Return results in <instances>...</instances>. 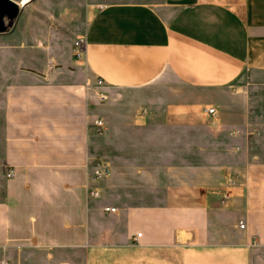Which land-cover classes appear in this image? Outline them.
I'll list each match as a JSON object with an SVG mask.
<instances>
[{
    "label": "crops",
    "instance_id": "1",
    "mask_svg": "<svg viewBox=\"0 0 264 264\" xmlns=\"http://www.w3.org/2000/svg\"><path fill=\"white\" fill-rule=\"evenodd\" d=\"M12 1L0 264H264V0Z\"/></svg>",
    "mask_w": 264,
    "mask_h": 264
},
{
    "label": "built area",
    "instance_id": "2",
    "mask_svg": "<svg viewBox=\"0 0 264 264\" xmlns=\"http://www.w3.org/2000/svg\"><path fill=\"white\" fill-rule=\"evenodd\" d=\"M86 45L87 40L85 35H79L75 41H74V55L77 60L80 61H86ZM57 64L53 60H49L47 62V71L52 72L56 68ZM97 84H102L103 80L101 78H97L96 80ZM101 98L104 100L107 98L106 94H101ZM206 110L209 113L216 114L217 110L214 106H208ZM96 124L99 126L103 125V120L98 119L96 121ZM111 173V166L108 162H106L103 159H95L90 167V174H89V180H88V187H87V194L91 197H101L102 191L98 187L99 182L103 179L109 176ZM7 175L10 177L13 175V170H9ZM103 209L107 212H113L116 210V207L114 206H104ZM241 227L245 226V223L241 221L240 223ZM140 235V233L138 234Z\"/></svg>",
    "mask_w": 264,
    "mask_h": 264
},
{
    "label": "rangeland",
    "instance_id": "3",
    "mask_svg": "<svg viewBox=\"0 0 264 264\" xmlns=\"http://www.w3.org/2000/svg\"><path fill=\"white\" fill-rule=\"evenodd\" d=\"M14 14H15V10L12 9H6L0 14V18L2 22L0 31L7 30L8 28H10V26L12 25Z\"/></svg>",
    "mask_w": 264,
    "mask_h": 264
},
{
    "label": "water",
    "instance_id": "4",
    "mask_svg": "<svg viewBox=\"0 0 264 264\" xmlns=\"http://www.w3.org/2000/svg\"><path fill=\"white\" fill-rule=\"evenodd\" d=\"M15 2H12L10 0H0V14L6 10V9H12L15 10ZM2 25L1 18H0V27Z\"/></svg>",
    "mask_w": 264,
    "mask_h": 264
},
{
    "label": "bare ground",
    "instance_id": "5",
    "mask_svg": "<svg viewBox=\"0 0 264 264\" xmlns=\"http://www.w3.org/2000/svg\"><path fill=\"white\" fill-rule=\"evenodd\" d=\"M10 1H12V0H10ZM27 1H28V0H22V1H21V4H25ZM12 2H13V1H12Z\"/></svg>",
    "mask_w": 264,
    "mask_h": 264
}]
</instances>
